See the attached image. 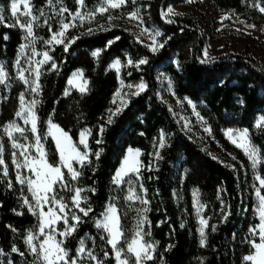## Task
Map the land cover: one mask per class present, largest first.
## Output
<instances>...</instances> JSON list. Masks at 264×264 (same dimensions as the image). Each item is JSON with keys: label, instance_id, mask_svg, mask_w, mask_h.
<instances>
[{"label": "trees", "instance_id": "16d2710c", "mask_svg": "<svg viewBox=\"0 0 264 264\" xmlns=\"http://www.w3.org/2000/svg\"><path fill=\"white\" fill-rule=\"evenodd\" d=\"M45 1L34 2L42 6ZM96 1L85 0V4L92 5ZM184 1H139L143 24L160 29L164 35L159 37V42L167 40L159 52H150L121 27L97 30L92 34L77 35L80 38L70 45L68 52L62 44L55 45L52 56L57 70L48 71V65L40 77L41 103L37 105L36 112L41 133H45L48 118L67 132L74 142L82 130H91L87 144L92 163L83 169L79 167L83 175L77 182H72V186L95 189L94 192L84 193L93 212L89 217L80 213L84 222L65 240L71 256L76 255L79 240L89 235L91 239L87 246L100 258L108 252L106 264H115L111 247L100 239L104 233L95 227V218L102 213L113 194L112 178L126 150L138 148L143 164L141 183L147 189L144 198L150 201L146 213L151 224L149 237L157 245L155 261L148 264H160L161 257L164 264H251L244 257L252 252L249 228L257 223L251 210L252 177L246 159L239 149L228 143L222 130L230 127L248 129L252 142L264 152V131L255 127L256 117L264 115V64L253 55L232 52L201 63L204 41L197 18L190 14L166 17L175 23H167L161 18V12L170 4H183ZM9 2L0 0V6L8 8ZM64 2L70 9L75 8L70 0ZM206 2L215 12L232 11L264 23V14L256 7V3L264 7V0ZM7 15L10 17V13ZM5 34L7 40L4 39ZM116 37L120 39L106 48L107 42ZM22 38L18 26L0 25V62L12 77L10 89L0 86V97H7L0 99V130L16 118L19 96L25 90L23 82L16 78L14 68ZM97 49L102 51L99 57H93L92 51ZM145 57L148 63L140 66L139 70L134 65L124 66L128 58L136 61ZM114 59L121 60L120 76L125 82L138 83L143 78L148 89L139 96H130L127 105L109 124V109L114 108V94L119 85L116 71L109 67ZM76 69H81L88 80V90L83 94L72 90L65 95L68 78ZM160 73L171 79L178 98L187 97L202 104L201 115L209 124L213 136L238 159L234 167H227V164L211 156L181 129L169 105L161 97L164 83ZM101 126L104 128L102 135ZM161 132L166 135V147L160 149L162 159L157 160L154 153ZM97 140H102V143L97 144ZM0 144L4 146V159L9 166L7 178L3 177V166H0V249L10 253L0 259L5 264L9 259L13 264H34L36 258L25 244V238L36 218L23 203L24 189L16 183L9 144L1 136ZM46 147L48 160L54 164L57 154L50 138L46 140ZM100 149L103 152L97 160L92 153ZM149 166L152 170H148ZM258 170L264 174V166ZM8 180L14 185L12 189L7 187ZM193 188L199 191L205 204L209 225L216 226L215 231L211 227L206 228L205 247L200 246L193 216ZM65 194L66 202L70 203L73 193L67 191ZM137 208L140 204L135 203L131 209L123 193L120 195L118 210L128 240L137 219ZM222 208L230 212L227 220L223 218ZM13 245L24 255L11 253ZM169 245L172 247L169 248Z\"/></svg>", "mask_w": 264, "mask_h": 264}, {"label": "snow or ice", "instance_id": "6c2138e0", "mask_svg": "<svg viewBox=\"0 0 264 264\" xmlns=\"http://www.w3.org/2000/svg\"><path fill=\"white\" fill-rule=\"evenodd\" d=\"M78 5L84 6V0H76ZM132 4H136L137 0H131ZM23 3L24 11H20V4ZM108 7H105L104 4ZM56 4L60 5L59 11H56ZM101 6L96 8L94 11L88 10L77 12L72 15L69 10L63 6L62 0H48V5L53 8L55 16L59 17L60 30L57 32H52V25L50 20L52 17H47L44 19V24L48 26L51 32V38L44 40L43 44L48 46V49L42 53L37 52L36 42L37 36L34 34V28L40 27V21L42 17H46V13L43 10H39L38 14H35L33 7L31 6V0H10L8 8L0 6V25L7 27H19L24 31L25 43H22L19 47V51L14 63V68L16 69V78L19 79L25 85V91L20 93L19 96V109L15 113V117L22 120L25 125H30V131L34 143L22 144L18 142V137L15 133L19 134V137H23L25 140L28 137L25 135L29 129L21 127L15 120L9 122L3 126V132L7 135L8 139L11 141V147L18 151H13L12 153V164L16 168V183L27 186V192L30 193L29 196H22L23 203L28 207L29 212L36 215L38 218V231H31L27 234L25 238V244L29 247L31 253L36 258L37 264H106V260L109 258V253L105 252L103 258L98 257L92 248L86 245L83 238L79 241V246L76 249V255L71 256L69 250L65 246V240L73 235L77 231L78 225L83 223V217H89V214L93 212L89 204V199L86 195H82L86 191L94 192L95 189H85L78 185L76 187L72 186V182H77L79 178L83 175L82 171L74 167L75 164H79L80 169L90 165L92 161L89 159L90 150L88 149L87 136L91 135L90 129H84L81 133L80 144L84 145V151H80L78 147L70 142V138L67 136L63 130L59 128L58 125L53 123L51 120L47 122L48 133L43 135L41 133L39 124V117L37 116V105L41 103L39 99H26L27 95L34 94L39 96L41 93V83L40 76L43 74L44 66L51 62L48 71L57 70V63L55 62L50 51L52 46L63 45L65 52L69 51V47L80 37H74L68 40L67 43L64 41L65 32L70 28L76 27L75 23H66L63 17L65 12H69L72 15V21L79 19L81 24H83L85 16L89 20L95 19L96 13L103 14L108 8L116 9L121 5L125 4V0H100ZM261 12H264V7H260L256 4ZM141 7H136L134 11L129 13V19L139 20L142 26V30L139 36L136 37L138 43L143 44L141 36L147 34L151 39V44H144L146 48L152 53L159 52L167 44V40L162 43L158 41V37H162L164 34L156 28L149 29L144 27L143 17L140 15ZM172 12L171 7H169L168 12H161V18L167 23H175L174 20L166 19L168 13ZM10 13V17L7 15ZM24 18V19H22ZM114 17L109 16V21ZM11 19V23L8 20ZM247 27H255L254 25H248ZM183 31V29H180ZM94 29L88 28L87 34H92ZM4 39L7 40V34L4 35ZM120 37H116L114 40L107 42L106 48L110 47L116 40ZM171 39V37H168ZM26 50H30V55L26 53ZM102 50L97 49L92 52L93 57H99ZM37 56H42V59L37 60ZM205 59L201 60V63H207L209 60H214L215 58L208 57L207 51L204 52ZM23 58V61H22ZM148 63L147 57L140 58L134 61L132 58L127 59V64L124 65H134L137 70L140 66ZM26 65V66H24ZM121 66V60L116 59L110 67H114L119 70ZM27 73V75H25ZM34 74V78H33ZM131 75V73H129ZM82 77V73H74L73 78L69 80V84H73L78 88V90L83 94L88 88V82L85 80L83 83L76 84L75 81ZM12 77L6 70L4 64L0 63V86L5 89H10ZM127 88L135 89L131 92L132 96H139L141 93L148 89V84L143 80L136 84H127ZM169 88L171 89V81H169ZM69 90H65V95H68ZM114 95L119 96L120 90ZM129 93L125 92L124 96H128ZM0 99H7V97H0ZM187 99V98H185ZM113 103H116L115 99ZM121 103L126 106L127 101L124 97H121ZM191 105L192 102L188 100ZM193 114L198 120L203 122V117L200 116L198 112L195 111V105H192ZM123 110L122 107L118 106L115 110L109 109L110 115L108 117V123H112L114 116L118 115ZM171 110V109H170ZM181 119H184L181 117ZM188 121H185L184 127L188 128ZM255 127L258 130L264 131V115H261L259 119L255 122ZM206 132L210 133L209 128L204 129ZM104 132L103 126L100 128L101 135ZM52 136L56 144V149L59 154V164L54 165L49 163L47 158V151L42 143L43 139L47 136ZM225 135L229 140L237 147L240 148L245 156L250 161L251 169L253 170V179L258 182L253 184L252 187L257 198V208L255 211L258 214L260 223L250 227L249 233L252 237L259 236L260 243H255L254 240H250L253 248L256 252L252 255H247L244 257L245 261H254L255 264H264V174H262L258 169L264 166V152L261 151L256 145L253 144L249 130H233L228 129ZM97 144L102 143V140H97ZM166 147V135L164 132L159 134L158 147L154 153L157 160L162 159L160 149ZM31 149H35V155L31 153ZM4 146L0 144V166H3L2 175L3 177H9V166L4 159ZM103 149L92 153L98 160L100 158ZM141 155L139 149H128V153L122 160L121 167L117 170L115 176L113 177V183L120 187L122 184L129 185L127 195L125 199L132 202H139L143 207L137 208V221L133 230V235L131 240H128L127 230L121 223V217L119 215L118 209L115 204H110L102 213V218L95 221V227L97 229H102L106 235H102L100 239L106 241V243L111 247L112 253L116 264H148V262H154L156 251V243L149 241L146 237L151 235L150 231V221L146 213L149 211L147 205L150 203L139 193H147V189L144 188L142 181L143 177L141 175V168L143 167L142 162L138 159ZM19 157H23L21 161ZM215 158V157H214ZM235 159V157H233ZM227 167H234V165H226ZM20 169H27V175L21 174ZM66 169L67 171H63ZM148 170H152L149 166ZM135 177V181L131 179V176ZM35 177L33 179L32 177ZM13 183L8 180L7 187L9 189L13 188ZM63 189L65 191L73 193L71 196V206L63 195H58L57 189ZM139 189V192L137 191ZM219 199V196H218ZM34 202V203H33ZM223 205V200H221ZM86 205V206H82ZM193 206L196 208L197 215L203 212L205 205L200 203L199 191H193ZM47 208V211H45ZM75 209V211H74ZM223 218L227 220L230 212H225L222 208ZM22 214V213H17ZM63 222V230H60L58 224ZM148 225V230H145V225ZM200 227L198 232L200 235V246L205 247L207 241L206 228L211 227L212 231L216 230L215 225H209V221L203 217L199 219ZM181 227H184L181 224ZM57 236L61 239H57ZM43 237V240L39 238ZM127 244V248L123 247V244ZM172 246L169 245V248ZM11 253H18L21 256L24 253L20 252L19 249L13 245L11 248ZM10 255V253H5L3 249H0V257H5ZM134 257V260L132 259ZM0 264H5L3 259H0ZM7 264H13L12 260L9 259ZM160 264H164L163 257L160 258Z\"/></svg>", "mask_w": 264, "mask_h": 264}, {"label": "rangeland", "instance_id": "374dc122", "mask_svg": "<svg viewBox=\"0 0 264 264\" xmlns=\"http://www.w3.org/2000/svg\"><path fill=\"white\" fill-rule=\"evenodd\" d=\"M34 1L35 0H31V6L34 9L35 14H38L39 10H43L46 13V17H42L41 18L40 27L34 28V34L38 38L37 42H36V49H37V52L42 53L43 51L48 49V46L43 44V41L51 38V32L49 31L48 26L45 25L43 21L47 17H52V19L50 20V23L52 25V32H57V31L60 30L59 17L55 16V12L53 11V8L48 5V0H46L45 4L42 5V6H39ZM64 1L65 0H62L63 6L66 7L72 15H74L77 12V10H79L81 12H85V11H88V10L94 11L96 8L101 6L100 0H97L92 5L85 4V0H84V6L78 5L76 0H70L71 3L75 5L74 9H70L66 5V3ZM139 1H141V0H137V3L134 5V4H132L131 0H125V4L121 5L119 8H116V9L108 8V10L105 13H103V14L96 13L95 19H93L91 21L89 20V18L87 16H85L83 24H81V21L79 19H77L75 21H72V15H69V12H65L63 14L65 22L66 23H75L76 24V27H74V28L70 27L65 32V37L63 38L65 43L68 42V40L76 37L79 34L87 33V29L88 28H92V29H94V31H97V30H104V29H108V28H112V27H121V28L126 29L127 31H129L133 35V37L136 39V37L139 36L140 33H141L142 26H141L139 20L129 19V13L134 11V9L136 7H139ZM53 3L55 4V0H53ZM256 4H258V3H256ZM104 6L108 7L106 3L104 4ZM169 7H171L172 12L168 13L167 17H169L171 15H175V14H190V15H193L195 18H197L198 23H199V25L201 27L202 38H203V41H204V45H203V49H202V56H203L204 59H205V56H204L205 50L207 51L208 57H210V58H216V57H218V56H220L222 54L232 52V53H241V54L253 55L256 58H258L264 64V23L255 22V21H253V20H251V19H249L247 17H243V16H241L239 14H236V13H234L232 11L215 12L208 5L206 0H185L183 4H170L164 10V12H168ZM260 7H262V6H260ZM59 8H60V5L56 4V11H59ZM257 9L259 10V7H257ZM20 11H24L23 3L20 4ZM262 13L264 14V12H262ZM109 16L114 17V18L111 21H109ZM22 19H24V18H22ZM248 25H254L255 27H247ZM143 26L144 27H148L149 29L156 28L154 26H145L144 24H143ZM156 29H158V28H156ZM21 31H22V34H23V38H22V42H21V44H22V43H25V40H24L25 33H24L23 30H21ZM157 39H159V37ZM141 40L143 41V44H151V39L149 38V36L147 34H145L144 36H141ZM54 46H55V44L52 46V50H53ZM52 50L50 51V55H52ZM18 51H19V48L17 50V54H18ZM93 51H95V50H93ZM26 53L28 55H30V50H26ZM17 54H16V57H17ZM42 58H43L42 56H37L36 57L37 60L42 59ZM15 60H16V58H15ZM115 60L116 59L112 60L110 65H112ZM22 61H23V58H22ZM0 63L3 64V62H0ZM50 64H51V62H49L48 65L50 66ZM126 64H127V61H126ZM48 65H45L44 69ZM110 65H109V67H110ZM24 66H26V65H24ZM110 68L114 69L116 71V73H117L118 82H119L117 90L118 89L120 90V95L119 96L114 95V99H115L116 103H114L113 110H115V108L118 107V106H120L122 108L124 107V105L121 103V97H124V100H126L128 102L130 96H132V95H130V93L135 91L134 88L133 89H129V88L126 87V85L127 84H136V83H128V82H125L121 78V76H120V68H121V66L119 67V70H117L114 67H110ZM15 71H16V69H15ZM77 72L82 73V77L75 81L76 84L83 83V81H85V80L88 82V80L84 77L83 72H82L81 69L74 70L71 73L70 77L68 78V81H67V84H66V90H69V92H71L72 90L79 91L76 86H74L73 84H69V80L72 79L73 78V74L77 73ZM25 75H27V73H25ZM160 77H161V81L164 83V91L161 94V97L169 105V107H170L173 115L175 116L178 124L180 125L181 129L191 139H193L199 146H201L205 151H207L211 156L215 157L216 159L220 160L222 163H225L227 165H235L234 162L237 161L238 159L230 151V149L226 148L223 144H221L219 141H217V139L213 136V134L211 132V129H210V126L207 123L206 119L201 115L200 106L202 104L194 102V101H191L187 97L178 98L175 95V93H174L173 82L171 81V79L167 75H163L162 73H160ZM33 78H34V74H33ZM169 81H171V89L169 88ZM87 88H88V84H87ZM117 90H116L115 93H117ZM125 92L129 93V95L126 96V97L124 96ZM185 98H187V99H185ZM26 99H28V100L39 99V96H35L34 94L27 95ZM188 100H190L192 102L191 105L188 103ZM192 105H195V111L198 112L201 117H203V122L198 120L197 117L193 114ZM181 117H183L184 119H181ZM259 117L260 116L256 117L255 122H256L257 119H259ZM14 120L18 124H20L21 127L29 129V131L26 132V134H25L28 137L27 140H25L23 137H19L18 133H15V135L19 138L18 142L22 143V144L34 143V139L32 138V134H31V131H30V125H25L23 123V121L19 120L18 118H15ZM14 120H12V121H14ZM49 120H51V118H48L47 121H46V129H45L44 135H47V133H48V124H47V122ZM12 121H10V122H12ZM185 121L189 122L188 128L184 127ZM205 128H209L210 129V133L206 132L204 130ZM228 129L243 130L245 128L230 127V128H224L222 130V133H223L225 139L228 141V143L230 145H233L234 147H236L229 140V138L225 135V132ZM82 131L79 133V137H78V140L76 142H74L70 138V136H69V134L67 132L63 131L70 138V142L75 144L80 151H84V145L80 144ZM0 136H1V138L5 139L6 142L9 144V147L11 149V161H12V153H13V151H18V150L13 149L11 147V141L8 139L7 135L3 132V129L0 130ZM47 138H50L52 140V142H53V145H54V148H55V151H56V154H57V161L54 163V165H58L60 161H59V154H58L57 149H56L55 141L53 140L52 136H50V135H48ZM47 138L42 140V143H43L46 151H47V147H46ZM87 139H88V136H87ZM128 149H130V148H128ZM128 149L126 150L125 156L128 153ZM131 149L135 150V149H138V148H131ZM237 149L240 150V152L242 153V155L244 156V158L247 161V164H248V167H249V172H250L251 177H252V185L253 184H257V186H258V182H256L253 179L254 173H253V170L251 169L250 161L248 160V158L245 156L244 152L240 148H237ZM31 153L33 155H35V149H31ZM140 153H141V151H140ZM125 156H124V158H125ZM233 157H235V159H233ZM47 158H48V151H47ZM19 159L22 161L23 157H19ZM138 159L140 160V156L138 157ZM122 160H121V163H122ZM121 163L118 166L117 170L121 167ZM74 167L79 169L80 166H79V164H75L74 163ZM13 168H14L15 177H16V171L17 170H16L14 165H13ZM117 170L115 171L113 177L115 176ZM20 171H21V174H24V175L28 174L27 173V169H20ZM63 171L66 172L67 170L64 169ZM130 176H131V174H130ZM32 178L35 179L34 176ZM131 179H133V181H135V177L134 176H131ZM140 183H141V181H140ZM112 184L114 185L113 194L111 195L110 199L106 203L105 208L102 211V213H104L105 209L110 204H115L117 209H118V202H119V199H120V195L122 193H123V196H124V200L126 201V203L129 205V207L131 209L134 208V204L135 203L140 204L138 201L137 202H132V201H128V200L125 199V196L127 195V191H128L129 185L122 184L120 187H117L113 183V178H112ZM22 187L24 189L23 196H29V198H30V193L27 192V186L24 185ZM194 190H197V189L193 188L191 190V204H192L193 216H194L195 222L197 224V232H198V228L200 227V224H199L200 217H203V218L208 220V216L205 213V208H204L203 212L200 213V216L197 215L196 208L193 206V191ZM252 190H253V205H252V209L251 210H252L253 217L257 220V223L255 224V225H257V224L260 223L258 214L255 211V209L257 208V198L255 196V192H254L253 187H252ZM137 191L139 192L138 188H137ZM57 192H58V195H63L65 197V195H66L65 193L67 191L58 188ZM139 194L144 197V193H139ZM82 195H84V193ZM199 200H200V203L205 205L204 202L202 201L201 197H200V193H199ZM69 205L71 206V199H70ZM140 207H143V205L140 204ZM27 209H28V207H27ZM45 211H47V208H45ZM74 211H75V209H74ZM118 212H119V210H118ZM102 213L97 218H95V221L97 219L102 218ZM78 214L80 215V213H78ZM34 216L36 218V222L28 230V233L31 232V231H38V218H37L36 215H34ZM136 221H137V219H136ZM136 221L134 222L133 230H134V227L136 225ZM58 227L60 228V230H63L64 225H63L62 221L58 224ZM133 230H132V235H133ZM145 230L146 231L148 230V225L147 224L145 225ZM102 232H103V230H102ZM104 235H106V234L104 233ZM198 236H199V241H200L199 232H198ZM82 238L85 240L86 245H87L88 241L91 239V237L89 235H85ZM131 238H132V236H131ZM131 238H130V240H131ZM39 239L43 240V237H40ZM57 239H61V237L57 236ZM146 239L149 240V241H153L149 236L146 237ZM252 240H254V242L257 243V244L260 243V239H259L258 235L256 237H252ZM78 246H79V243H78ZM123 247L126 250L127 244H124ZM255 252H256V249L253 248V246H252V252L247 254V255H252ZM247 255H245V256H247ZM113 257H114V254H113ZM132 259L134 260V257H132ZM114 260H115V258H114ZM249 262L251 264H255L254 261H249ZM34 264H37V262L34 263ZM115 264H116V261H115Z\"/></svg>", "mask_w": 264, "mask_h": 264}]
</instances>
